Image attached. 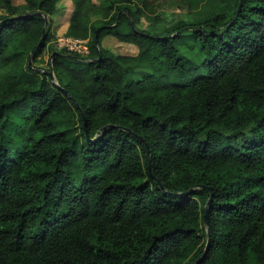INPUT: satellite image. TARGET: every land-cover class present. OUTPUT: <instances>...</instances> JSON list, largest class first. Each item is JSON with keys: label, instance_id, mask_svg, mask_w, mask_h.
Listing matches in <instances>:
<instances>
[{"label": "trees", "instance_id": "obj_1", "mask_svg": "<svg viewBox=\"0 0 264 264\" xmlns=\"http://www.w3.org/2000/svg\"><path fill=\"white\" fill-rule=\"evenodd\" d=\"M23 1L0 0V264H196L207 240L198 264H264V0L159 33L146 0H77L89 54L51 48L53 76L28 60L59 0Z\"/></svg>", "mask_w": 264, "mask_h": 264}, {"label": "rangeland", "instance_id": "obj_2", "mask_svg": "<svg viewBox=\"0 0 264 264\" xmlns=\"http://www.w3.org/2000/svg\"><path fill=\"white\" fill-rule=\"evenodd\" d=\"M92 1L102 4L105 0ZM137 1L141 5L145 0ZM13 2L19 6L20 10L26 8L23 0H13ZM76 2L77 0H59L57 2V13L51 19V30L45 52L36 58L31 64V67L39 68L40 70H49L50 50L51 48L59 50L57 39L61 35H66L69 21L76 10ZM145 2L151 3V8H144L145 13L140 18L139 26L149 32L159 33L173 27L180 20L193 23L197 18L209 15L213 11L208 0H205L195 10L189 9L182 0H146ZM3 12V9L0 8V14ZM102 45L119 54L133 55L136 52L134 46L118 43L112 36H105L102 40ZM136 68L135 73L143 71L144 69L142 66H137Z\"/></svg>", "mask_w": 264, "mask_h": 264}, {"label": "built area", "instance_id": "obj_3", "mask_svg": "<svg viewBox=\"0 0 264 264\" xmlns=\"http://www.w3.org/2000/svg\"><path fill=\"white\" fill-rule=\"evenodd\" d=\"M58 49L75 52L83 57L89 54L87 39L77 38L70 35H61L57 39Z\"/></svg>", "mask_w": 264, "mask_h": 264}, {"label": "water", "instance_id": "obj_4", "mask_svg": "<svg viewBox=\"0 0 264 264\" xmlns=\"http://www.w3.org/2000/svg\"><path fill=\"white\" fill-rule=\"evenodd\" d=\"M241 2H242V0L239 1L238 9H239L240 6H241ZM43 31H44V29H43ZM44 38H45V36H44V34H43L42 37L40 38L38 44L36 45V47H38V46L40 45V43L44 40ZM94 43H95V44L98 43V31H97V30L95 31V35H94ZM32 55H33V53H31V56H32ZM28 67H31V57H30L29 60H28ZM48 73H49L50 76H53L51 70H50ZM64 91H65V90H64ZM65 93L68 94L67 91H65ZM79 109H80V108H79ZM80 112H81V116H82V125H83V127H84L85 121H84V117H83V114H82V110H81V109H80ZM87 139H88V138H87ZM149 169H150V166H149ZM150 174L152 175L151 171H150ZM156 181H157L158 184L160 185V182H159L158 180H156ZM207 189L209 190L210 195H209V197H208L207 206L204 208V214H203V223H204L206 226H208V223H209V220H208V216H209V215H208V205L210 204V202H211V200H212V196H213V192H212L211 188H210V187H207ZM173 194H175V195H180V194H185V193H183V192H182V193H177V192H175V193H173ZM208 244H209V240H207L206 245H205V248H204V251H203L202 255L197 259L196 264H198V263L200 262V260H201L202 257L204 256V254L207 252V250H208Z\"/></svg>", "mask_w": 264, "mask_h": 264}]
</instances>
